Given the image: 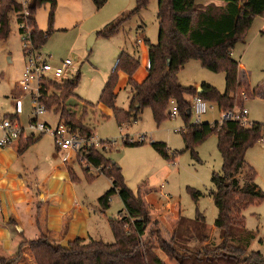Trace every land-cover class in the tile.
Here are the masks:
<instances>
[{
	"label": "rangeland",
	"instance_id": "obj_1",
	"mask_svg": "<svg viewBox=\"0 0 264 264\" xmlns=\"http://www.w3.org/2000/svg\"><path fill=\"white\" fill-rule=\"evenodd\" d=\"M35 1L17 0V3L24 12H27L29 4ZM54 1L38 7L34 16L39 30L51 34L42 49L43 58L55 64L70 59L74 65L66 81L78 77L75 89L77 99L90 104L93 108L96 107L94 109L97 110L92 113L89 111L92 108H89L83 120L82 125L89 134L81 133L78 129L76 131L71 129L72 133L82 137L95 136L98 141L104 142L105 148L98 150L103 152L117 169H120L126 187L135 196L139 192L145 194L144 200L153 210L165 209L171 212L174 218H180L176 248L179 251L180 248L189 250L194 256L200 253L197 257L205 258L203 248L215 249L222 241L220 231L215 227L218 209L211 196L215 192L213 175L221 174L223 166L217 136L211 135L193 150L187 151L181 131H184L186 126L180 115L175 118L170 117L157 125L151 109H145L138 122L119 126L112 111L100 104L101 94L122 53L139 60L140 68L136 73L138 76L135 75L134 79L138 83L144 81L140 77L142 75L146 77L143 68L148 56V45H157L159 40V0H149L146 9L124 22L118 33L110 38L99 33L109 30L124 20L135 9L136 0H108L101 9H98L92 0ZM197 2L206 5L211 1L197 0ZM8 22L9 36L0 38V125L4 119L16 115V99L21 97L24 109L20 121L24 127H27L32 119L33 103L31 97L23 96L19 82L23 79L29 60L24 53L23 38L14 12L10 13ZM263 25L264 18L255 19L245 43L238 44L233 51V58L243 66L240 80L247 85L235 96L236 100L242 103L243 108L235 107L233 111L241 113L243 109L247 110L248 115L245 120L250 125L252 123L264 125ZM92 36H95V39L91 49L88 50V42ZM178 79L184 88L192 87L197 90L206 84L214 87L221 94L225 93V74L204 69L199 61H190L179 73ZM258 86L259 89L253 95L251 90ZM116 94V107L120 110H128L132 91L128 85V77L124 74H120ZM197 96L196 94L191 97V106ZM50 101V99L43 101L48 112L41 121L47 123L52 131L41 137L38 147L33 148V152L38 150L48 156L56 153L62 161L64 152H56L53 132L61 123H65L60 122V110L67 109L69 113L76 115L77 108L70 106L73 100L63 103L62 108H58L57 105L49 107L46 102L49 104ZM207 106L208 111L202 116L201 123H221L223 113L218 106L214 103H207ZM175 107V104L171 105V113ZM81 112L78 110L76 118L81 116ZM196 117L192 114L189 119L190 125H195ZM140 137H146V143H137ZM38 138L40 137L36 139ZM128 140L136 144L130 146ZM153 143L166 144L168 155L174 156L172 162L162 157ZM246 155L247 165L240 173V183L245 184L247 169L252 167L257 173L255 183L260 193L264 195V148L259 142L248 150ZM75 156L76 162L71 164L73 167L71 169L76 176L75 184L79 198L94 209L91 227L100 233L95 235L96 241L114 244L115 237L110 221H118L125 216L120 215L124 211L123 203L116 194L112 196L109 208H103L99 200L111 191L112 182L107 176L97 174L93 167L90 168L84 162L83 156ZM192 192L199 194L197 200L193 198ZM198 215L205 219V228L197 222ZM100 218L102 223L98 224ZM161 219L169 227L166 219L164 217ZM241 219L243 229H233L235 240H232L231 244L246 249L248 253L260 252L264 255V202L243 210ZM126 230L129 231V226H126ZM1 250L4 248L0 245ZM0 255L4 253L0 252ZM158 255L164 257L159 252Z\"/></svg>",
	"mask_w": 264,
	"mask_h": 264
},
{
	"label": "trees",
	"instance_id": "obj_2",
	"mask_svg": "<svg viewBox=\"0 0 264 264\" xmlns=\"http://www.w3.org/2000/svg\"><path fill=\"white\" fill-rule=\"evenodd\" d=\"M101 9L108 0H92ZM212 3L203 5L197 0H159V40L157 45H148L149 69L142 83L134 79L140 68L138 59L122 53L117 60L109 80L101 94L100 104L109 108L119 126L138 122L145 109H151L157 125L171 117V105L175 104L185 121V130H181L186 150L203 143L209 136L216 135L218 149L222 156L221 174H214L212 182L215 192L211 194L218 209L215 227L220 231L222 241L217 248H203L204 257H197L189 250L176 248L177 231L180 218L165 209L153 210L144 200L141 192L137 196L124 183L120 169L108 160L103 152L87 148L83 151L86 160L95 168H101L102 174L112 182V189L99 200V204L109 208L112 196L119 195L125 216L118 221H110L115 237L114 244H105L93 239H77L63 247L50 237L42 236L38 240L24 241L19 246V253L10 259L0 260L2 264H18L25 252L34 258L36 264H264V255L260 252H250L244 248L234 247L233 229H243L241 212L250 206L264 202L255 183L256 171L247 169V181L241 185L239 176L246 167L248 150L264 139V125L252 123L244 126L236 121L221 123H201L190 125L191 97L198 95L196 88H184L180 85L178 75L192 60L199 61L204 69L214 73H224L226 76L225 93L204 84L203 94L198 95L206 103H214L224 113L233 112L234 108H243L235 96L247 87L240 81L241 63L233 58V51L240 43H245L254 20L264 18V0H206ZM54 0H36L27 8V15L17 0H0V38L9 36L8 17L11 12L18 16L19 32L22 36L25 30L30 31L33 50L38 53L46 45L50 33L39 30L35 14L38 7ZM213 2H219L217 5ZM149 0H136L135 9L124 20L109 30L101 31L99 35L110 38L118 33L120 27L132 16L138 15L147 8ZM24 53L26 54L25 50ZM120 74L128 77V85L132 91L128 110L116 107V89ZM78 77L63 84L48 82L43 85L42 100L50 99L46 104L58 108L70 100L78 101L75 95ZM261 86V85H260ZM251 90L256 94L259 89ZM53 90L48 95L49 90ZM90 104H84L81 116L61 109L60 121L74 131L89 134L82 123L87 116ZM9 118H18L17 115ZM42 137V136H41ZM38 139L30 138L20 143L18 153L24 152ZM129 141V140H128ZM130 143V141H129ZM128 143V144H129ZM136 143H130L134 146ZM144 144V143H139ZM158 153L167 161L174 159L167 152L164 143L152 144ZM56 150L59 148L56 146ZM87 173V172H86ZM72 180L76 181L73 170L70 169ZM148 194V193H147ZM193 198L199 194L192 192ZM178 208V207H177ZM161 217L169 224L167 227ZM132 222V223H131ZM197 222L205 228V219L198 215ZM129 226V231L126 230ZM208 247V245H206ZM181 251H185L182 254ZM161 253L164 257L158 255Z\"/></svg>",
	"mask_w": 264,
	"mask_h": 264
},
{
	"label": "crops",
	"instance_id": "obj_3",
	"mask_svg": "<svg viewBox=\"0 0 264 264\" xmlns=\"http://www.w3.org/2000/svg\"><path fill=\"white\" fill-rule=\"evenodd\" d=\"M148 66L147 56L143 68L146 77ZM242 68L241 64L240 74ZM146 77L140 78L145 80ZM94 108L89 111L96 112ZM39 142L31 145L23 155L18 153L21 142L0 149V245L5 250L0 251L4 253L0 260L16 256L22 242L38 240L42 236L67 247L77 239L97 240L95 235H100L91 227L94 209L81 201L70 176L71 164L76 162L75 154L56 150L57 153L64 152L61 161L56 153L48 156L38 150L33 152ZM101 223L100 218L98 224ZM18 264L36 263L29 252H25Z\"/></svg>",
	"mask_w": 264,
	"mask_h": 264
},
{
	"label": "built area",
	"instance_id": "obj_4",
	"mask_svg": "<svg viewBox=\"0 0 264 264\" xmlns=\"http://www.w3.org/2000/svg\"><path fill=\"white\" fill-rule=\"evenodd\" d=\"M27 15V12H25ZM17 15V14H16ZM18 20V16H17ZM23 28L19 26V29ZM30 31L25 30L22 35L23 38V48L26 52V57L29 60V65L26 67L23 79L19 82V88L23 96H29L33 103L32 119L27 127H24L20 121V115L23 113V98L16 99V115L18 118L4 119L0 125V149H5L13 146L15 143L21 141H27L30 138L36 139L37 137L44 136L52 131L51 127L42 122L41 119L48 112L47 107L44 105L42 100L43 85L48 84V82H56L63 84L66 82V78L72 71L74 63L70 60H64L59 63H52L51 61L44 59L42 52L38 53L33 50V45L30 40ZM68 81V80H67ZM53 90L48 91V95H51ZM72 108H77L76 112L83 111L84 104L78 101L70 102ZM208 111L207 103L202 101L199 96H197L193 103L191 109V115L195 114L196 123L201 124V118ZM248 115V111L243 109L241 113L236 111L228 112L223 114L222 122L224 121H236L240 122L244 126H248L249 123L245 120ZM178 116V109L175 107L171 113V117L175 118ZM63 122V121H60ZM56 140V146L61 151H69L75 155H81L84 157L83 151L87 148L94 149H104V142L98 141L95 136L82 137L78 134H73L71 128H69L65 123H61L57 129L53 132ZM132 142V141H131ZM111 143V142H107ZM137 143H146V137H140L137 139ZM262 147L264 148V139L260 141ZM84 162H86L90 168L93 167L84 157ZM89 169V168H87ZM97 174H102L101 168L93 167Z\"/></svg>",
	"mask_w": 264,
	"mask_h": 264
},
{
	"label": "water",
	"instance_id": "obj_5",
	"mask_svg": "<svg viewBox=\"0 0 264 264\" xmlns=\"http://www.w3.org/2000/svg\"><path fill=\"white\" fill-rule=\"evenodd\" d=\"M94 39H95V36H92L91 39L89 40V42H88V50L91 49V47L93 45V42H94ZM201 94H203V89L199 88L198 89V95H201ZM190 113H191V111H189V116H190Z\"/></svg>",
	"mask_w": 264,
	"mask_h": 264
}]
</instances>
